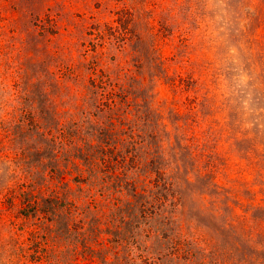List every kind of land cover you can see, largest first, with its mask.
I'll use <instances>...</instances> for the list:
<instances>
[{"label":"rangeland","instance_id":"rangeland-1","mask_svg":"<svg viewBox=\"0 0 264 264\" xmlns=\"http://www.w3.org/2000/svg\"><path fill=\"white\" fill-rule=\"evenodd\" d=\"M0 264H264V0H0Z\"/></svg>","mask_w":264,"mask_h":264}]
</instances>
